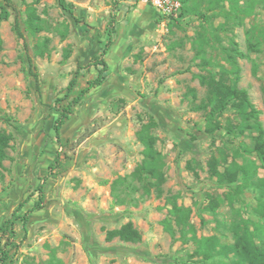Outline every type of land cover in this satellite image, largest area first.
<instances>
[{"label":"rangeland","instance_id":"obj_1","mask_svg":"<svg viewBox=\"0 0 264 264\" xmlns=\"http://www.w3.org/2000/svg\"><path fill=\"white\" fill-rule=\"evenodd\" d=\"M248 1L239 0V5ZM255 1L253 14L236 25L218 10L207 12L205 0H189V5L207 14L206 22L180 12L163 15L145 0H65L69 11L58 0H11L10 17L0 24V131L12 138L0 169V226L19 203L25 205L15 216L33 206L40 184L44 204L28 214L25 224L15 223L16 247L7 264H47L51 251L63 264H214L195 254L190 234L181 235L170 217L171 202L191 210L189 223L197 238L218 236L230 242L226 230L236 211L259 219L253 191H244L232 206L225 201L214 214L204 210L208 194L227 191L210 177L209 160L230 161L249 139L224 129L207 134L205 112L194 109L207 97L198 76L218 73L204 61L230 69L221 48L235 43L247 54L237 59V87L247 91L260 112L264 131V44L260 53H247L245 44L246 30L264 25V0ZM28 8L43 20L45 29L36 36L25 31ZM15 20L22 39L14 32ZM219 24L224 29L215 32ZM199 35L206 42L201 53L195 43ZM46 39L48 47L39 56L35 47ZM105 48L107 79L72 107L57 138L59 105L70 102L97 71L92 66L78 70L66 97L69 81ZM30 68L39 76V91ZM232 78L225 79L230 83ZM234 117L229 109L219 121L236 123ZM150 119L156 122L152 134L164 162L162 194L119 191L122 203H116L111 184L142 161L136 133ZM168 218L174 236L164 229ZM127 223L140 233V242L106 240L108 231Z\"/></svg>","mask_w":264,"mask_h":264},{"label":"trees","instance_id":"obj_2","mask_svg":"<svg viewBox=\"0 0 264 264\" xmlns=\"http://www.w3.org/2000/svg\"><path fill=\"white\" fill-rule=\"evenodd\" d=\"M81 1V0H78ZM60 6L66 10H70V5L65 0H58ZM181 10L180 16L194 15L202 21H209V16L196 8L189 5V0H180ZM207 12L220 11V16L227 22L233 21L236 25H240L242 19L253 14L256 2L250 0L244 6L239 5V0H205ZM260 2V1H259ZM264 2V1H262ZM227 3L228 8H224ZM116 4V2L114 3ZM12 8L11 0H3L0 7V24L10 17V9ZM115 16L112 14L111 19ZM25 31L31 36H36L45 28L43 20L36 14L34 8H28L26 11V20L24 23ZM16 36L23 38L17 20L13 26ZM224 25L219 24L215 28V32L223 31ZM0 39V48H1ZM197 49L201 53L203 49L204 38L199 35L196 39ZM112 44L111 40L106 48ZM245 44L247 53H260L261 46L264 44V25H253L245 32ZM48 47V40H43L35 48V52L39 56H43L44 51ZM106 48L102 54L94 58L92 64L84 67H78L74 76L66 87L67 94L72 92L77 82L78 70H86L91 66L97 71V76L87 82L86 86L81 88L77 95L66 105H59L57 112L58 118L55 120L54 131L58 138L60 130L65 121L68 120L72 107L78 104L82 98L94 88L101 86L108 76V64L105 60ZM225 61L230 65V69H226L221 64H211L205 62L206 66L218 69V73L208 71V75H199L198 79L202 86L207 89L206 102L203 101L194 109L205 112V132L213 135L219 130L224 129L227 133L236 137L248 138L249 143H241L240 148L235 150L230 161L228 158L222 157L221 160L211 158L208 162V173L219 186L227 188L224 196L207 195L206 206L204 210L214 214L226 201L232 206L236 199L242 195L244 191H253L257 196L256 213L259 216L257 221L249 218H243L241 212L236 211V220L228 227V234L231 235L230 242H222L218 236L197 238L192 224L189 223L191 210L189 208L179 207L175 202H171L172 208L170 217L173 218L174 224L181 229V235L190 234V240L195 247V254L201 257L204 262L210 261L214 264H264V131L259 121L260 112L252 104L247 91L237 87L239 79V67L237 59L247 58V54L237 48L232 43L230 48H221ZM204 54V53H203ZM201 55V54H200ZM68 55L65 56L67 58ZM31 67V61L29 60ZM206 69V68H205ZM30 75L35 81L36 90L39 91V76L30 68ZM233 75L232 82L225 79L227 76ZM62 100H56L60 103ZM232 110L236 123L230 120L223 126L219 119L227 110ZM5 121H9L6 118ZM156 128V122L153 119L143 124L136 133L137 140L142 145V161L135 167L130 175L119 177L111 184V194L116 203H122L120 192H137L142 190L144 195H149L152 191L157 197L162 194V185L165 183L164 162L161 153L156 149L157 138L152 134V130ZM11 135L0 131V169H3V162L8 159V149L10 147ZM240 159V160H238ZM259 170L263 171V175L259 176ZM44 177L42 180H45ZM138 184V185H137ZM38 198L33 206L27 210L23 216H15L20 211L25 202L19 203L12 214L4 220L0 226V238H7L4 244L0 241V264H7L14 238V225L17 220H21L23 224L27 222V216L33 211L43 208L44 195L42 184L36 188ZM168 218L163 221L164 229L171 236L175 232ZM118 238L126 243H138L141 241L140 233L133 227L131 223H127L118 229L108 231L106 240L110 241ZM47 264H63L55 256L54 251L50 253V259Z\"/></svg>","mask_w":264,"mask_h":264},{"label":"built area","instance_id":"obj_3","mask_svg":"<svg viewBox=\"0 0 264 264\" xmlns=\"http://www.w3.org/2000/svg\"><path fill=\"white\" fill-rule=\"evenodd\" d=\"M150 6L155 8L159 13L163 15H171L173 12H180L179 0H145Z\"/></svg>","mask_w":264,"mask_h":264}]
</instances>
